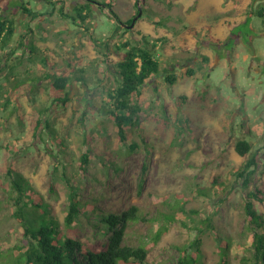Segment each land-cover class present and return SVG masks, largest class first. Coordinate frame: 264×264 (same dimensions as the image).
<instances>
[{"label":"rangeland","instance_id":"obj_1","mask_svg":"<svg viewBox=\"0 0 264 264\" xmlns=\"http://www.w3.org/2000/svg\"><path fill=\"white\" fill-rule=\"evenodd\" d=\"M33 1L0 0V17L16 29L0 47V264H14L25 250L13 216V180L48 205L65 235L92 250L108 240L99 215L136 206L142 218L127 227L125 243L145 246L148 264H176L182 249L196 264H251L253 235L264 231L244 213L246 194L255 189L263 200L255 198V207L264 211V17L258 15L264 0H235L239 7L231 10L234 0H108L121 25L91 3L89 30L80 23L83 29L70 35L65 28L74 27L75 10L69 19L61 0L44 1L41 9ZM137 2L144 7L138 23L151 24L148 30L122 27L138 16ZM20 5L40 11L44 21L23 19ZM148 12L160 23H147ZM249 15L251 22L238 24ZM142 37L160 41L161 74L133 96L139 123L125 127L122 142L107 113L109 95L119 82L124 50L118 48ZM229 37L237 43L227 46L235 47L228 62L219 47ZM79 70L86 83H70L66 101H56L64 93L52 87L54 78ZM239 140L257 156L247 190L234 175L245 162L235 151ZM70 186L82 212L67 229ZM162 227L167 232L156 241Z\"/></svg>","mask_w":264,"mask_h":264},{"label":"trees","instance_id":"obj_2","mask_svg":"<svg viewBox=\"0 0 264 264\" xmlns=\"http://www.w3.org/2000/svg\"><path fill=\"white\" fill-rule=\"evenodd\" d=\"M91 2L92 0L80 2L73 8L76 16L72 21L76 22L78 20L86 30H89L87 22L89 23ZM137 4L138 2L136 6H138ZM104 6L106 8L101 9V11L108 13L107 17L111 19L110 22L121 25L122 21L113 5L104 2ZM23 7L22 11L30 14L31 18L37 16V13L26 11ZM62 15L71 19L69 12H62ZM258 15L264 17V9L260 10ZM251 17L252 15L248 16V23ZM0 18V47L3 50L15 36L16 29L12 20ZM131 23L132 19L127 24ZM20 38L22 39V36ZM158 42L160 41L150 42L147 38L142 37V40L135 45H129L126 42L120 47L118 46V49H123L124 52L118 63L119 82L109 95L111 109L107 113L113 117L122 142L126 141L125 127H134L139 123L141 107L132 101L133 96L140 93V89L147 79L158 77L161 74L160 64L156 58V44ZM78 72V75H61L54 78L52 87L64 93V97H58L56 101H66V89L70 83H86L82 70ZM163 72L165 73L167 70ZM165 80L172 85L175 82V76L167 74ZM40 125L41 121L37 120L36 128ZM45 126L48 128V125ZM251 149L252 146L247 140H239L235 145V151L245 159L243 167L234 172L241 188L244 190L249 188L258 166L257 156L251 153ZM12 188L16 192L13 199V216L22 228L23 248L25 249L20 253L14 264H148V249L145 246H133L125 243L127 227L142 218L136 206H131L121 213L99 215V223L101 224L99 229L106 230L105 234H107L108 240L102 250L95 251L83 242L65 235L58 221L50 214L48 205L39 196L33 198L26 190L28 187H25L18 180H13ZM260 194L259 189L247 192L244 213L251 227L264 230V211L259 212L254 204L255 198L260 199L259 202H263ZM81 209L76 191L73 186H70L69 209L65 217V227L67 229L75 224L78 215L82 212ZM91 209H94V207H91ZM166 232L167 228H160L155 235V240H159ZM252 248L251 264H264V231L254 233ZM221 249L225 252L228 249V243H223ZM223 255L225 257L226 253ZM196 263V257L193 254H188L186 249H182L176 264Z\"/></svg>","mask_w":264,"mask_h":264},{"label":"crops","instance_id":"obj_3","mask_svg":"<svg viewBox=\"0 0 264 264\" xmlns=\"http://www.w3.org/2000/svg\"><path fill=\"white\" fill-rule=\"evenodd\" d=\"M44 1H49V0H34L33 2H34V4H37V8L38 9H41L40 7H39V4H41L42 2H44ZM62 1V4L65 6V7H68L69 9L67 10V12L66 11H64L65 13H68V11L70 10V11H73V8L75 7V5H78V3H80V2H84V1H87V0H73V1H71V2H69L68 3V0H61ZM178 1H180V0H178ZM94 3H93V5L94 6H98V4H99V6H101V8H100V10L101 9H105L106 7L104 6V2H108V0H104L102 3H100V2H95V1H93ZM97 3V4H96ZM91 4V3H90ZM29 4H27L26 6H28ZM138 6H136V8L139 10H141V11H143L142 9H144V7H142V6H140L139 5V3L137 4ZM23 7V5H20V8H21V10H22V7ZM98 6V7H99ZM148 6V5H147ZM25 7V6H24ZM237 7H239L238 6V4L235 2V0L230 4V8H228V10H231V9H233V8H237ZM157 10H158V8H157ZM31 11V10H30ZM24 12V11H23ZM33 11H31V13H32ZM102 12V11H101ZM246 12V11H245ZM25 13V15L23 16V19H26V17L28 16V14L26 13V12H24ZM33 13H37V16H36V19L37 18H41V20H43L44 21V17L43 16H41L42 14H40V11H36V12H33ZM134 13L135 12H133L132 11V15H134ZM160 13V12H159ZM54 13H52V15L50 16V19H53V17H54V15H53ZM102 14H103V12H102ZM150 14V15H149ZM141 15H143V14H141ZM159 15L158 14H155V15H153V14H151L150 12H148V16L146 17V22L147 23H154V26L156 25L155 23H160V19H159V17H158ZM29 17V16H28ZM142 17V16H141ZM140 17V18H141ZM140 18L136 21V23H135V25L137 24L138 26H137V30H138V27L140 26L142 29H144L143 27H145L146 26V30H148V29H150L149 27H150V25L151 24H145V23H138V21L140 20ZM22 19V20H23ZM248 19V17H245L244 19H242L241 21H239L238 22V24L240 25L241 23H242V21L243 20H247ZM21 20V21H22ZM33 20H35V19H33ZM32 20V21H33ZM78 21V20H77ZM74 22L75 23V25H77V26H75L74 25V27L72 28V29H70L69 27H67L66 26V35H70V32L71 33H73L74 32V30L77 28V29H79V30H82L83 28L82 27H78L79 25H80V23H78V22ZM250 22H251V20H250ZM111 23H113V22H111ZM152 23V24H153ZM115 25H116V23H114ZM144 25V26H141V25ZM135 25H134V28H135ZM210 28V27H209ZM208 28V29H209ZM48 29V27H45L43 30H42V32H41V34L42 35H44V36H47V35H49L50 33L48 32V31H46ZM55 33H60L59 31H55ZM40 34V35H41ZM79 34V33H78ZM231 34V33H230ZM33 35V34H32ZM65 35V36H66ZM232 35V34H231ZM239 35H241V34H238V36ZM228 39V38H227ZM237 39V38H236ZM212 40H214V39H212ZM78 44H79V41L77 42ZM40 44H43V45H45L44 43H40ZM48 44V43H47ZM67 46V45H66ZM7 48V47H6ZM66 48L67 47H65V50H66ZM261 60V59H260ZM250 62H251V65H252V63H253V61H252V59H250ZM262 62V61H261ZM259 64V63H258ZM257 64H255L254 66H256ZM55 66H58L56 63H55ZM65 67H67V68H69V63L65 66ZM254 68V67H253ZM52 70V69H51ZM52 71H54V70H52ZM52 71H51V73L50 74H52ZM257 71H259L260 72V70H257ZM56 74H57V72H55ZM64 73V72H63ZM62 73V75H65V74H63ZM46 74V79H48V75H49V73H45ZM55 76V75H54ZM57 76V75H56ZM58 77V76H57ZM41 82V81H40ZM39 83V82H38ZM37 84V83H36Z\"/></svg>","mask_w":264,"mask_h":264},{"label":"flooded vegetation","instance_id":"obj_4","mask_svg":"<svg viewBox=\"0 0 264 264\" xmlns=\"http://www.w3.org/2000/svg\"><path fill=\"white\" fill-rule=\"evenodd\" d=\"M93 1V0H92ZM91 3H94V2H91ZM101 3V2H100ZM97 4V3H96ZM98 6H99V4H98ZM100 8H101V6H99ZM140 11V9L138 10V12ZM141 17V16H140ZM233 36H235V37H237L238 38V35L236 34V35H234V34H232ZM230 42H233V43H235V45H236V43H237V41H231V39H230V37L224 42V43H222V45L221 44H219V45H221V47H219V49H221L220 50V52H224L225 53V55L227 56V57H224L225 59H227V61L229 62V55L231 54V52L233 51V49L235 48L234 46H233V48H230V49H227V46L229 45V43ZM251 65V62H249V66Z\"/></svg>","mask_w":264,"mask_h":264},{"label":"water","instance_id":"obj_5","mask_svg":"<svg viewBox=\"0 0 264 264\" xmlns=\"http://www.w3.org/2000/svg\"><path fill=\"white\" fill-rule=\"evenodd\" d=\"M141 14H142V11L140 10L138 16L135 17V18L132 20V23H131L130 25H123L122 27H123V28H126V29H132V28L134 27L136 21H137V20L139 19V17L141 16Z\"/></svg>","mask_w":264,"mask_h":264}]
</instances>
